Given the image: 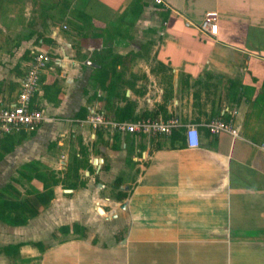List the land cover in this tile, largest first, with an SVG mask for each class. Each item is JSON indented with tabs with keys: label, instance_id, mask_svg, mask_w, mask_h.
Here are the masks:
<instances>
[{
	"label": "crops",
	"instance_id": "obj_1",
	"mask_svg": "<svg viewBox=\"0 0 264 264\" xmlns=\"http://www.w3.org/2000/svg\"><path fill=\"white\" fill-rule=\"evenodd\" d=\"M41 51L50 119L0 135V264H264V0H0V107Z\"/></svg>",
	"mask_w": 264,
	"mask_h": 264
},
{
	"label": "built area",
	"instance_id": "obj_2",
	"mask_svg": "<svg viewBox=\"0 0 264 264\" xmlns=\"http://www.w3.org/2000/svg\"><path fill=\"white\" fill-rule=\"evenodd\" d=\"M157 3H162L163 0H155ZM219 11H206L201 24L198 26L200 30L207 36L215 38L219 33ZM51 61L48 53L38 52L22 81V89L19 95L18 102L11 107H0V135L19 132L21 130L33 131L38 125L50 118L46 116L41 108H31L29 101L39 90L40 72L45 69ZM87 120L93 124L95 128L106 127L119 132H136L143 133L162 132L170 133L172 128L178 125L176 120L170 122H161L152 119H140L134 122L115 121L105 117L104 114L94 112L91 113ZM209 129L212 133L217 134L221 131H229L234 135L238 134V129L232 124L221 119H215L209 124ZM186 143L190 147L200 145V135L198 130L189 125L185 132Z\"/></svg>",
	"mask_w": 264,
	"mask_h": 264
},
{
	"label": "water",
	"instance_id": "obj_3",
	"mask_svg": "<svg viewBox=\"0 0 264 264\" xmlns=\"http://www.w3.org/2000/svg\"><path fill=\"white\" fill-rule=\"evenodd\" d=\"M123 207H126V203H125V204H123Z\"/></svg>",
	"mask_w": 264,
	"mask_h": 264
}]
</instances>
